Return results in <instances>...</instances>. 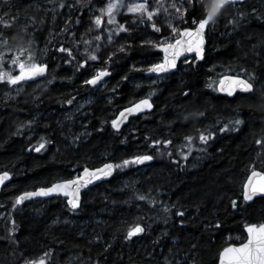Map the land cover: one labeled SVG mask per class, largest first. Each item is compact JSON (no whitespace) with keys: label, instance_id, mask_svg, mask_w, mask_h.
Wrapping results in <instances>:
<instances>
[{"label":"trees","instance_id":"1","mask_svg":"<svg viewBox=\"0 0 264 264\" xmlns=\"http://www.w3.org/2000/svg\"><path fill=\"white\" fill-rule=\"evenodd\" d=\"M210 3L196 0L194 14L205 17ZM85 10L75 0H0V74H19L13 57L27 68L44 56L47 65L44 77L24 83L13 100L5 94L16 84L7 75L0 80V173L11 177L0 195V264L42 258L45 264H218L223 249L245 241L247 225L264 222V197L250 204L242 198L249 173H264V145L256 143L264 138V1L225 8L206 33L203 57L180 62L151 88L146 73L161 62V52L150 41L159 36L133 28L107 61H93L87 45L62 31L84 20ZM234 17L238 24L229 23ZM192 21L187 15L180 29L195 27ZM61 45L72 55L60 52ZM102 69L111 74L101 90L85 83ZM225 75L250 80L253 90L219 95L216 84ZM86 97L92 101L83 114L67 121ZM144 98L153 111L114 132L116 115ZM236 119L243 123L235 125ZM154 139L171 143L153 145ZM138 155L153 159L115 169L109 181L82 195L76 211L61 198L42 201L38 212L34 201L13 207L22 193ZM65 217L71 225L58 223ZM137 224L143 235L125 239Z\"/></svg>","mask_w":264,"mask_h":264},{"label":"snow or ice","instance_id":"2","mask_svg":"<svg viewBox=\"0 0 264 264\" xmlns=\"http://www.w3.org/2000/svg\"><path fill=\"white\" fill-rule=\"evenodd\" d=\"M237 2V0H211L210 6L207 8V14L203 18H198L194 13H195V4L196 0H187V3H176L173 2L169 5L172 9L175 10V13L179 14L181 20L183 21L187 15L193 14V24L196 25L194 29H189V28H181L177 29L172 23H169V27L172 29L173 32H180L183 34H188V35H195L199 37L198 41H196L195 44V51H196V56L197 58L201 57L202 54V45L204 43V35L206 34V30L210 25V22L214 23L218 14L226 7L229 5H234ZM157 3L160 4V0H157ZM61 7L65 6L63 3L60 5ZM118 7V3H109L107 5V13L109 17L113 15V10ZM160 7L163 8V4H160ZM149 5L147 0H143L142 3L139 4H133L128 7L129 12H146L147 13V18L149 21L153 20L154 15L159 11V8L154 9L152 11H149ZM101 11H104V9H101ZM164 11H167V8H164ZM255 11V9H253ZM238 17L239 20H242L244 16L246 15L245 12H238ZM95 23L97 25L102 23L101 17L97 16L94 18ZM239 20L234 17L232 20L229 21L230 24H238ZM79 22V21H77ZM109 22H112L111 19ZM141 22H143V18H141ZM119 28L121 30H127L124 25H120ZM152 28L155 31H160V28L157 27L156 22L152 23ZM62 31H67V28L63 29ZM95 39L99 40L100 37L97 36ZM112 37L109 36V40H111ZM4 45L6 46L7 41H3ZM32 41L29 40V44H31ZM85 44L88 42L85 41ZM180 41H176V44H158L157 47L163 48L165 52L168 51L169 48L175 49L178 45H180ZM60 52H67L69 56L72 55V50L70 48L64 47L61 45V47L58 49ZM193 51V46L190 43L187 49H180L179 51H174L173 52V58L168 59V57H165L164 62L160 64H153L150 68L149 71H155V72H162L166 71L170 68H175L176 67V62L175 58L180 55V51ZM25 51L22 48H18L17 52L18 53H23ZM87 51V49H86ZM4 53L0 52V60L3 59ZM90 58L95 60L97 59L95 54H90ZM13 64H19L20 72L19 74L16 75H7V74H0V80L4 79L5 75H7V81L9 84H17L20 81H24L26 78H31L35 77L40 73H43L47 69V65L45 64H32L31 66L26 68V65L23 62H20L16 57H13L12 59ZM83 66V64L81 65ZM106 72H100L99 75L92 77L89 80H86V84H96L97 81L100 79L101 76L106 75ZM233 81L234 88L238 87L244 92H251L253 90V83L250 82V80L247 79H242L240 77H232L231 78ZM250 79H254V77H251ZM223 91V89H221ZM188 93H185L187 95ZM231 95V91L229 92ZM72 101L69 100L68 103H71ZM141 107H146V108H151L152 105L149 103L147 99L140 101L138 104L134 106V108H129L125 109L126 112H132V111H139ZM123 115V113L121 114ZM198 115H202V113H198ZM235 125H240L243 123L242 120L236 119L233 122ZM114 128H118L119 124L116 121L112 122ZM227 127V125L225 126ZM225 129L222 128L220 131H224ZM187 140L191 141L192 137H186ZM199 139L202 142H207L208 137L204 134L201 133L199 136ZM153 145L157 144H164L168 145L171 143L170 140H153L152 141ZM256 143L258 145H264V138L262 139H257ZM43 144L40 145V147L36 148V151H40L41 148H43ZM153 159L152 156L150 155H138L134 156L131 161L129 160H124L123 165H128L130 162L132 163H143L144 161H148ZM113 165L111 164H106L104 165L103 169H97L95 170L96 172H99L102 176H108L111 174V171L113 169ZM115 167H119V165H116ZM88 169H85V172H88ZM253 176L260 175L264 177V173H259L256 171H253L252 173ZM9 178V173L7 171L0 173V184H2L6 179ZM99 176H93V179H99ZM79 179V178H78ZM90 182V181H89ZM75 181H64L63 183H57L53 184L51 187L48 188H40L38 192H33V193H24L21 197L16 198V202L13 205L15 206L17 204L22 203L24 198L34 196V195H48L50 193L54 192H62L65 190V188L70 185L74 184ZM264 194V182L257 184H246L245 185V191L243 193V198L245 201H251L253 197L257 194ZM143 199V197H141ZM69 203L72 205L73 208L78 207V198L74 200H70ZM232 206L237 207V202L232 201ZM178 216L183 217L184 212L179 211L176 213ZM181 223H183V220H181ZM13 224L15 225V221H13ZM217 227H219V222L217 223ZM246 230L248 233V237L246 242L242 243L239 245V247H231V248H226L224 249V253H228V264H264V224H261L259 226L252 224V225H247ZM15 231V227L11 230ZM144 229L137 224L135 227L130 228L127 232V236L125 239H130L137 233L143 232ZM195 247V246H193ZM45 256H47V253H45ZM222 260H223V254H222ZM25 264H45V260L42 258L39 260V262L36 261H28L25 260ZM192 264H196L195 260H193Z\"/></svg>","mask_w":264,"mask_h":264},{"label":"rangeland","instance_id":"3","mask_svg":"<svg viewBox=\"0 0 264 264\" xmlns=\"http://www.w3.org/2000/svg\"><path fill=\"white\" fill-rule=\"evenodd\" d=\"M76 3L82 8L86 9L84 20L76 19L75 22L67 29L68 37L72 38L75 44L84 43L87 41L88 57L90 54H95L97 59L93 61H102L105 62L112 54L120 50L124 45H126L127 40L126 36L130 33L133 28H144L150 32H155L159 39L158 41H150L153 45L158 44H171L178 37L180 32H173L172 29L168 26L169 23H172L177 29L181 27V18L179 14L175 13V10L169 7L173 2L180 4V0H160V4H163V8L160 7V4L157 3V0H147L149 5V11L159 8V11L154 15L153 20L149 21L147 18L146 12H129L128 7L133 4L142 3L143 0H75ZM109 3H118V7L113 10V15L109 17L106 9ZM164 8H167V11H164ZM104 9V11H101ZM101 17L102 23L97 25L95 23V17ZM143 18V22H141ZM111 19L112 22H109ZM79 21V22H77ZM156 22L157 27L160 28V31H155L152 28V23ZM120 25H124L127 29L121 30ZM212 26V25H211ZM97 36L100 37L99 40L95 39ZM109 36L112 37L109 40ZM44 56H40L38 59V64H43ZM91 59V58H90ZM103 70V69H102ZM100 70V71H102ZM99 70L95 73L97 75ZM163 78H152L150 82H147V87L151 88L153 84L161 81ZM25 82L20 81L15 86L11 87L9 91L5 94L6 99H16L24 91ZM45 83L42 81L34 90H37L43 87ZM106 85L104 81L101 85L98 86V89L101 90ZM91 97H86L85 99H80L77 101L71 110L67 113V121H71L73 117L80 116L83 114V110L91 103ZM86 135L82 133L81 138H84ZM185 157V156H184ZM128 165H120L115 167V169L123 170L127 168ZM44 200L34 201L32 209L38 212V205ZM41 208V207H40ZM1 216V215H0ZM72 219L70 217H65L60 219L58 223L64 225H71ZM39 262V261H38Z\"/></svg>","mask_w":264,"mask_h":264},{"label":"water","instance_id":"4","mask_svg":"<svg viewBox=\"0 0 264 264\" xmlns=\"http://www.w3.org/2000/svg\"><path fill=\"white\" fill-rule=\"evenodd\" d=\"M249 1H251V0H237V2L234 5H229V6H226L225 8L230 7V6L240 5V4L249 2ZM257 1H261V0H257ZM212 24L213 23L210 22V25L207 28L206 33H207L208 29L210 28V26ZM195 27L189 28V29H194ZM205 36H206V34L204 35V43L201 46L202 47V54H201V57L199 59H201L203 57V55H204V47L206 45ZM198 39H199V37L195 36L194 34L190 36L188 34L179 33L177 39L173 43H171V44L175 45L176 41H180L181 42L180 45H178L175 49L169 48L168 51L165 52L163 48H160V47L158 48L159 51L161 52V62L160 63L164 62L166 56L168 57V59H172L174 51H179L180 49H187L190 43L193 46V51H191V52L186 51V50L180 51V55L175 58V62H176V67L175 68H170V69H168L166 71H162V72H155V71H149L148 70L146 75L148 77H151V78H164V77H166V76H168L170 74L175 73L177 71V69H178V65L180 64V62L188 60V59L193 58V57H197L196 56V51H195V44H196V41H198ZM160 63H158V64H160ZM102 71L106 72L107 74L101 76L96 84H94V85L93 84H89L92 88H97L99 85H101L104 81H106L110 77L111 73H110L109 70L105 69V70H102ZM102 71H99L97 73V75H99L100 72H102ZM45 73H46V71L43 72V73L38 74L35 77L26 78L23 82H25V83L38 82L44 77ZM232 77H239V76L225 75V76H223V77H221L219 79V81H218V83L216 85V90H217V93L219 95L227 97V98H233L236 94H247V93H250V92H244L241 89H239L238 87L234 88L233 81L231 79ZM240 78H242V77H240ZM242 79H244V78H242ZM221 89H223V91ZM230 91L232 93L231 95L229 94ZM145 99H147L149 101V103L152 105L151 108L141 107V109L139 111H132V112H126L125 111V109L134 108V106L136 104H138L140 101L145 100ZM142 100H140V101H138V102H136V103L124 108V109H122L116 115V117L114 118L113 121H116L119 124V127L118 128H114L113 124L111 123V127H112L114 132H120L128 124L129 120H131L133 118H136V117H138L140 115L147 114V113H150V112L153 111L154 107H153L152 101L149 98H144ZM122 113H123V115H121ZM151 161L152 160H148V161H144L143 163H136V164L137 165H144V164L150 163ZM106 164H111L112 165V163L106 162V163H104L101 166L96 167V168H88V167H86V168H83L75 177H73V178H71L69 180H63V181H58V182L53 183V184H57V183H63L64 181H75L74 184L68 185L65 188V190L62 191V192H54V193H50L48 195H34V196H30V197L24 198L22 203L17 204V205L21 206V205H23L25 203H29V202H33V201H37V200H49V199H52V198H61V199L65 200L66 205H67V207L70 210L76 211L80 207L82 195L84 193H86L91 188H93V187H95V186H97V185H99V184H101L103 182L109 181L114 176V174H115V168L114 167H113V169L111 171V174L108 175V176H102L99 172L95 171L97 169H103L104 165H106ZM85 169H88L89 171L85 172ZM253 171H256V172H259V173H263V172L258 171V170H253ZM253 171H251L249 173V175L247 176V178L245 180V183L243 185V190H242V198H243V193L245 191V185L246 184H257L258 185L259 183L264 182V177H262L260 175L253 176L252 175ZM93 176H99L100 178L99 179H93ZM10 180H11V177L9 175V178L6 179L2 184H0V195H1L2 189L7 184H9ZM53 184H51L48 187H51ZM48 187H42V188H48ZM39 189L40 188H38V189H36L34 191H28L27 193L38 192ZM23 194L24 193L20 194L18 197H21ZM262 197H264V194H259L258 193L257 195H255L253 197V199L251 201H245L244 198H243V200H244V202L246 204H250L255 199L262 198ZM77 198H78V207L77 208H73L72 205L69 203V201L77 199ZM262 224H264V222ZM257 226H259V225H257ZM143 233H144V231L140 232V233H137L136 235H134L133 237H131L128 240H131V239H133L135 237H140V236L143 235ZM245 234H246V239H245L244 242H246L247 237H248V233H247L246 228H245ZM241 244H239V245H241ZM239 245H230V246H228L226 248L239 247ZM222 254H223V260H222ZM228 256H229V254L228 253H224V249H223L222 252L219 255L218 264H228Z\"/></svg>","mask_w":264,"mask_h":264},{"label":"bare ground","instance_id":"5","mask_svg":"<svg viewBox=\"0 0 264 264\" xmlns=\"http://www.w3.org/2000/svg\"><path fill=\"white\" fill-rule=\"evenodd\" d=\"M217 85V84H216Z\"/></svg>","mask_w":264,"mask_h":264}]
</instances>
